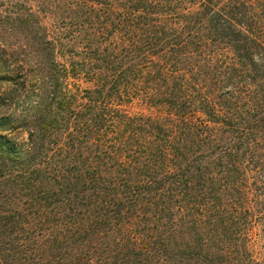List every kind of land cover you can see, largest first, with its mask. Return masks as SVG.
I'll return each instance as SVG.
<instances>
[{"label":"trees","instance_id":"1","mask_svg":"<svg viewBox=\"0 0 264 264\" xmlns=\"http://www.w3.org/2000/svg\"><path fill=\"white\" fill-rule=\"evenodd\" d=\"M2 131L0 264H250L264 0H0Z\"/></svg>","mask_w":264,"mask_h":264},{"label":"rangeland","instance_id":"2","mask_svg":"<svg viewBox=\"0 0 264 264\" xmlns=\"http://www.w3.org/2000/svg\"><path fill=\"white\" fill-rule=\"evenodd\" d=\"M21 103H22V96L16 97L15 99V109L17 110V108L21 107ZM6 134L5 131H2L0 135H4ZM12 138H2L0 136V143L3 142V146H5V148H9L10 146H14L15 144V140L20 144V143H24V141L26 140V133L21 132L19 134H16L13 136H11ZM14 138V140H13ZM260 230H256L254 229L252 231V238H251V242L250 244H246L247 250L244 252V256H245V260H248L250 262V264H264V232ZM245 247V248H246Z\"/></svg>","mask_w":264,"mask_h":264}]
</instances>
